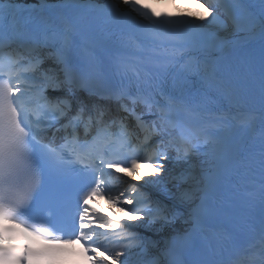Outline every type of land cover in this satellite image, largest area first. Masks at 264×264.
<instances>
[{"label":"snow or ice","instance_id":"obj_1","mask_svg":"<svg viewBox=\"0 0 264 264\" xmlns=\"http://www.w3.org/2000/svg\"><path fill=\"white\" fill-rule=\"evenodd\" d=\"M196 3L207 16L143 0H78L103 14L85 20L53 15L64 0H0V264H42L62 252L34 240H79L90 264H264V128L258 145L241 149L233 138L253 119L238 106L248 84L258 80L264 102V0H187ZM98 28L115 50L107 68L84 43ZM220 28L258 40V62L212 58L227 43L206 29ZM216 97L229 106L213 105ZM172 160L181 168L166 181ZM241 162L253 180L245 230L218 243L219 259L188 260ZM141 164L153 172L141 175ZM97 198L128 217L93 208ZM178 220L180 230L152 256L156 243L137 230ZM17 236L23 248L3 243Z\"/></svg>","mask_w":264,"mask_h":264},{"label":"bare ground","instance_id":"obj_2","mask_svg":"<svg viewBox=\"0 0 264 264\" xmlns=\"http://www.w3.org/2000/svg\"><path fill=\"white\" fill-rule=\"evenodd\" d=\"M179 4L183 6V1L185 0H177ZM34 3H37V0L34 1ZM203 6V5H202ZM208 12V10H206ZM216 31L226 38L233 37L234 34L230 31L225 30L224 28H220L218 30H213ZM180 167L174 168L168 175L166 181L169 179V176L175 173H178L180 171ZM171 187V185H169ZM154 199L158 198L154 194L151 195ZM167 202V201H165ZM119 214L126 219L128 217V213L126 211L119 210ZM147 223V222H145ZM182 227V221H177L175 225L170 226V227H165L161 229V226L159 224L153 225L151 228H145L141 227L137 231L140 233L141 236L143 237H151L152 241L156 243L155 248H150V253L152 256H155L158 254V252L163 250V242L164 240L168 239L169 237L175 236L176 233L180 230Z\"/></svg>","mask_w":264,"mask_h":264}]
</instances>
